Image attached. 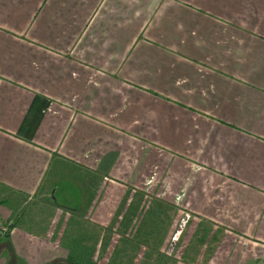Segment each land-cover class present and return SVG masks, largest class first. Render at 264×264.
<instances>
[{
	"label": "crops",
	"instance_id": "crops-1",
	"mask_svg": "<svg viewBox=\"0 0 264 264\" xmlns=\"http://www.w3.org/2000/svg\"><path fill=\"white\" fill-rule=\"evenodd\" d=\"M150 164L189 264H264V0H0V264H66L67 169L122 189L110 226Z\"/></svg>",
	"mask_w": 264,
	"mask_h": 264
},
{
	"label": "rangeland",
	"instance_id": "rangeland-1",
	"mask_svg": "<svg viewBox=\"0 0 264 264\" xmlns=\"http://www.w3.org/2000/svg\"><path fill=\"white\" fill-rule=\"evenodd\" d=\"M149 173L153 174L156 170V177L154 180H150L151 176L142 178V182L139 183L140 189L137 191L142 192L145 195V200L142 203V206L144 207V210L148 209L152 206V204L155 201H162V202H169L171 195L170 188H169V182L164 181L159 177V171L157 170L159 168L158 165L150 164L149 166ZM158 167V168H157ZM148 173V175H149ZM92 177V176H91ZM89 176H85L84 173H79L75 170H66V173L61 176L56 177V180L54 179V185L56 188L55 191V200H52L50 198H47L48 203L50 202V205H53L54 209H59L57 212L61 213V217L59 220L57 218L53 219L54 224L57 222V228L62 225L65 227L64 232H68L72 234H76L78 229L76 227H73L71 225V217L74 216L72 214L78 215L79 217H84L87 219L88 224L86 225V230H90V232L93 233V231L96 228V225L102 226L104 228L109 227V224L111 223L112 219L114 218L113 212L116 211L121 206V195H122V189H119V187L116 184H112L109 182H106L105 180L102 181V179H91ZM149 181H145V180ZM149 184L151 182V185H145ZM50 200V201H49ZM155 200V201H153ZM46 201V202H47ZM133 201V198L130 200H125V206L127 208L128 204ZM52 202V203H51ZM176 205L178 204L176 211H168L169 213V221L166 222L167 230L163 236V246L162 251L166 256L171 258L172 260L176 261L177 264H189L190 257L192 255H189L187 253L188 250L191 249L190 244L192 242L187 238L186 233L188 230V227L192 221L191 214L184 208L182 209L181 203L179 204V201L174 202ZM33 205V203L31 204ZM39 205V204H38ZM37 205V206H38ZM42 205V204H40ZM120 209V208H119ZM187 211V212H186ZM75 212V213H74ZM183 212L188 213L190 219L188 220L187 224L184 228L180 229L179 227L176 229L174 228V221L177 219L179 223H181V216ZM57 213V214H58ZM122 214H117V222H120L122 220ZM58 216V215H57ZM183 217V216H182ZM80 219V218H79ZM58 220V221H57ZM115 221V223H117ZM83 223V222H81ZM102 224V225H101ZM182 230L181 233L177 234L176 238L177 241H172L171 239L176 234V231ZM58 234L57 231L53 233L52 237L53 240H55V235ZM74 235L73 238H74ZM206 232L204 229H200L196 232L194 237V242H196V245L198 243V252L201 251V246L204 244L206 239ZM63 239L65 238V233L63 234ZM192 240V241H193ZM118 242L117 236L111 237V243L112 248L113 246ZM189 251V252H190ZM193 251V250H192ZM194 258H201V261L205 258L202 257L200 254L197 255ZM138 259H141V256L138 255ZM67 264V263H66Z\"/></svg>",
	"mask_w": 264,
	"mask_h": 264
},
{
	"label": "trees",
	"instance_id": "trees-1",
	"mask_svg": "<svg viewBox=\"0 0 264 264\" xmlns=\"http://www.w3.org/2000/svg\"><path fill=\"white\" fill-rule=\"evenodd\" d=\"M144 200L142 192H135L133 201L128 204L120 222H114L107 228L96 225L93 233L86 230V218L72 214L74 216L70 219V227L74 225L78 231L75 235L69 231L64 232L63 247L68 252L66 263L177 264L162 251L163 236L167 230L165 225L170 218L167 210L173 211V206L153 200L155 202L152 206L144 210ZM112 236L118 237L113 248ZM138 255L141 259H138Z\"/></svg>",
	"mask_w": 264,
	"mask_h": 264
},
{
	"label": "built area",
	"instance_id": "built-area-1",
	"mask_svg": "<svg viewBox=\"0 0 264 264\" xmlns=\"http://www.w3.org/2000/svg\"><path fill=\"white\" fill-rule=\"evenodd\" d=\"M151 177L150 178H148V179H150V180H154V178L156 177V173L154 172L153 174H151L150 175ZM145 180V181H149V180ZM146 186L147 185H151V182L149 183V184H147V182H146V184H145ZM179 199V197L178 198H176V200H178ZM180 200V199H179ZM183 216V217H182ZM182 216H181V223H179L178 222V220L176 219L174 222V228L176 229V227L178 228H180V229H182V228H184L185 227V225L187 224V222H188V220L190 219V217H189V215H188V213H185V212H183V214H182ZM10 226V223H8L7 221H5L4 219H2V218H0V235H4L7 231H8V227ZM182 232V230H178V231H176V234L173 236V238L171 239L173 242L174 241H177V238H176V236H177V234H179V233H181Z\"/></svg>",
	"mask_w": 264,
	"mask_h": 264
}]
</instances>
